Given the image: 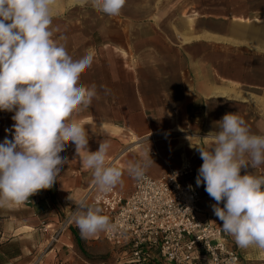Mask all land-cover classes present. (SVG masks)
Segmentation results:
<instances>
[{
	"label": "crops",
	"instance_id": "crops-1",
	"mask_svg": "<svg viewBox=\"0 0 264 264\" xmlns=\"http://www.w3.org/2000/svg\"><path fill=\"white\" fill-rule=\"evenodd\" d=\"M54 13L60 32L53 39L63 35L57 42L74 59L93 57L80 82L95 83L98 96L72 119L89 131L90 151L102 139L110 142L106 163L123 170L115 186L123 195L132 189L129 162L151 157V177L186 161L199 169L196 146L213 143L210 132L226 113L237 112L253 132H264V0H126L115 17L56 0ZM12 115L0 111V143L12 138L5 132ZM60 155L69 162L51 189L0 207V264H29L61 228L57 240L66 251L76 246L95 258L104 249L101 232L84 238L74 222L66 223L93 182L74 146ZM256 174L264 175V166ZM199 216L222 226L211 207ZM237 249L240 264H264V250ZM86 263L85 257L68 262Z\"/></svg>",
	"mask_w": 264,
	"mask_h": 264
},
{
	"label": "clouds",
	"instance_id": "clouds-1",
	"mask_svg": "<svg viewBox=\"0 0 264 264\" xmlns=\"http://www.w3.org/2000/svg\"><path fill=\"white\" fill-rule=\"evenodd\" d=\"M75 3L115 17L126 0ZM55 5L56 0H0V111L14 113V124L5 129L12 138L5 136L0 143V207L23 204L51 189L69 162L60 155L69 145L82 155L83 167L91 171L100 192L122 183L123 170L106 163L110 142L102 139L98 150L90 151L89 131L72 119L92 104L98 88L80 82L93 57L74 59L65 44L57 42L65 40L63 35L53 39L60 32L53 26ZM216 125L218 130L210 132L213 143L196 146L203 161L196 186L203 185L215 201L211 208L222 221L220 228L237 247L264 250V175L256 174L264 166V132H253L237 112L226 113ZM153 163L151 157L129 162L127 172L137 182H148L146 173ZM249 167L255 171L248 172ZM177 176L174 173L171 179ZM75 205L70 220L82 237L113 229L100 207L84 199Z\"/></svg>",
	"mask_w": 264,
	"mask_h": 264
},
{
	"label": "built area",
	"instance_id": "built-area-1",
	"mask_svg": "<svg viewBox=\"0 0 264 264\" xmlns=\"http://www.w3.org/2000/svg\"><path fill=\"white\" fill-rule=\"evenodd\" d=\"M197 171L186 161L158 177L146 173L148 182L129 175L132 189L127 195L115 187L102 193L92 183L80 200L110 218L113 229L101 233L123 259L121 264H229L233 258L240 264V252L222 226L199 216L215 201L203 185L196 186Z\"/></svg>",
	"mask_w": 264,
	"mask_h": 264
},
{
	"label": "rangeland",
	"instance_id": "rangeland-1",
	"mask_svg": "<svg viewBox=\"0 0 264 264\" xmlns=\"http://www.w3.org/2000/svg\"><path fill=\"white\" fill-rule=\"evenodd\" d=\"M62 226H64V224ZM61 231L62 228L58 230V232H54L45 251L40 249L34 257L28 260L29 264H68L72 258L78 260L81 257H85L87 260L86 264H121L123 262L119 253L112 250L111 245L104 239V249L98 253L95 258L89 257L87 252H85L86 254H83V252H80L76 246L67 248L68 250L66 251L65 246L61 245L60 241L57 240ZM46 252L50 253L45 255ZM78 254H80V257Z\"/></svg>",
	"mask_w": 264,
	"mask_h": 264
}]
</instances>
